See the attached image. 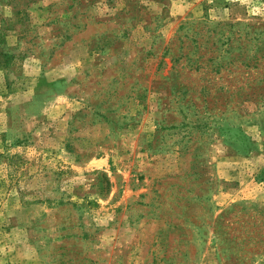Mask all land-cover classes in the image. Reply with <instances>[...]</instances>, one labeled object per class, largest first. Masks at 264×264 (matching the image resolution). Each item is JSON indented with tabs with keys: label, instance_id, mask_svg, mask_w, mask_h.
<instances>
[{
	"label": "rangeland",
	"instance_id": "1",
	"mask_svg": "<svg viewBox=\"0 0 264 264\" xmlns=\"http://www.w3.org/2000/svg\"><path fill=\"white\" fill-rule=\"evenodd\" d=\"M201 23L264 0H0V264H223L208 224L264 211V104L171 88L205 83L164 54Z\"/></svg>",
	"mask_w": 264,
	"mask_h": 264
},
{
	"label": "trees",
	"instance_id": "2",
	"mask_svg": "<svg viewBox=\"0 0 264 264\" xmlns=\"http://www.w3.org/2000/svg\"><path fill=\"white\" fill-rule=\"evenodd\" d=\"M260 27L242 25L232 30L218 23H201L200 31H196L193 37L176 36L164 54H172L170 62L181 72L205 83L198 86V90L175 84L171 88L185 90L183 94L223 100L221 114L236 102L235 98L244 102L257 94L264 104V75L255 82L257 75L264 74V28ZM173 45L178 50L170 53ZM251 78L253 80L249 82ZM211 109L216 110L213 106ZM208 227L223 264H254L259 257L264 264L262 209L248 203L232 204ZM171 262L172 259L168 264Z\"/></svg>",
	"mask_w": 264,
	"mask_h": 264
}]
</instances>
